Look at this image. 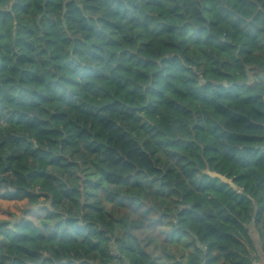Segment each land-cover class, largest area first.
Here are the masks:
<instances>
[{
	"label": "trees",
	"instance_id": "16d2710c",
	"mask_svg": "<svg viewBox=\"0 0 264 264\" xmlns=\"http://www.w3.org/2000/svg\"><path fill=\"white\" fill-rule=\"evenodd\" d=\"M261 75L264 0H0V264H253Z\"/></svg>",
	"mask_w": 264,
	"mask_h": 264
},
{
	"label": "rangeland",
	"instance_id": "374dc122",
	"mask_svg": "<svg viewBox=\"0 0 264 264\" xmlns=\"http://www.w3.org/2000/svg\"><path fill=\"white\" fill-rule=\"evenodd\" d=\"M39 214L38 210L28 208L25 201L0 200V220L11 221L14 224H17L21 219L37 222Z\"/></svg>",
	"mask_w": 264,
	"mask_h": 264
},
{
	"label": "crops",
	"instance_id": "0c3cea01",
	"mask_svg": "<svg viewBox=\"0 0 264 264\" xmlns=\"http://www.w3.org/2000/svg\"><path fill=\"white\" fill-rule=\"evenodd\" d=\"M251 238L254 242L255 253L253 264H264V244L257 230L253 227L250 231Z\"/></svg>",
	"mask_w": 264,
	"mask_h": 264
},
{
	"label": "water",
	"instance_id": "95a60500",
	"mask_svg": "<svg viewBox=\"0 0 264 264\" xmlns=\"http://www.w3.org/2000/svg\"><path fill=\"white\" fill-rule=\"evenodd\" d=\"M260 78L262 81H264V75H261ZM209 175L213 178L219 179L222 183L230 185L234 190H237L236 185L231 180L227 179L226 177H223L217 173H209Z\"/></svg>",
	"mask_w": 264,
	"mask_h": 264
},
{
	"label": "built area",
	"instance_id": "2783aa9c",
	"mask_svg": "<svg viewBox=\"0 0 264 264\" xmlns=\"http://www.w3.org/2000/svg\"><path fill=\"white\" fill-rule=\"evenodd\" d=\"M2 124H3V122H2ZM110 244L113 245L114 242H111ZM111 252H112V254H114L115 256L117 255V252H116V249H115V248H112V249H111Z\"/></svg>",
	"mask_w": 264,
	"mask_h": 264
}]
</instances>
